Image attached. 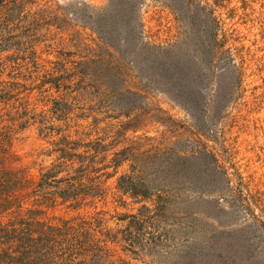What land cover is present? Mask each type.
<instances>
[{
  "label": "rangeland",
  "instance_id": "1",
  "mask_svg": "<svg viewBox=\"0 0 264 264\" xmlns=\"http://www.w3.org/2000/svg\"><path fill=\"white\" fill-rule=\"evenodd\" d=\"M33 2L0 33V146L37 180L87 156L93 197L44 208L92 220L114 257L87 264H264V0Z\"/></svg>",
  "mask_w": 264,
  "mask_h": 264
},
{
  "label": "trees",
  "instance_id": "2",
  "mask_svg": "<svg viewBox=\"0 0 264 264\" xmlns=\"http://www.w3.org/2000/svg\"><path fill=\"white\" fill-rule=\"evenodd\" d=\"M28 3L35 5L33 0H0V33L12 34L13 23L23 20V11ZM28 13L34 21L38 15L42 17L49 14L47 10L42 9ZM34 25L36 24H30L27 30L34 31ZM59 152L61 156L56 163L48 169L41 168V175L37 180L31 175L30 168L16 165L21 160L1 144L0 264H44L48 258L53 259L58 253L59 245L66 243L72 245V252L82 258L79 264L114 257L92 237V220L81 216L72 219L47 216L44 208H54L59 198H62L63 202L78 205L88 196L93 197L82 184L85 174L91 168L85 165L87 156L76 154L72 148H62ZM119 156L116 155L113 160L116 166L119 165ZM76 160H79L80 166L66 177L58 178L61 173L70 169V164H74ZM140 194L144 201L151 198L149 195ZM158 207L160 209L161 206ZM144 209L141 218L133 217L141 223L149 224L153 219L151 210L146 206ZM70 263L72 262L66 264Z\"/></svg>",
  "mask_w": 264,
  "mask_h": 264
}]
</instances>
